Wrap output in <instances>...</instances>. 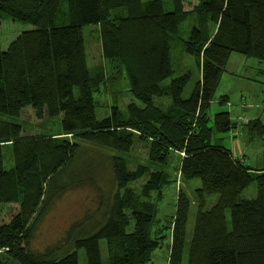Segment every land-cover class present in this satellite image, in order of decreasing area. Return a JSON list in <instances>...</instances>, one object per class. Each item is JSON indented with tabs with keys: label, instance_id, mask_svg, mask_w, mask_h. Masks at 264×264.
Returning a JSON list of instances; mask_svg holds the SVG:
<instances>
[{
	"label": "trees",
	"instance_id": "obj_1",
	"mask_svg": "<svg viewBox=\"0 0 264 264\" xmlns=\"http://www.w3.org/2000/svg\"><path fill=\"white\" fill-rule=\"evenodd\" d=\"M194 1L185 13L178 0L172 8L162 0H0V17L32 26L0 49V143L16 141L19 127L11 120L24 108L39 120L59 117L61 134L73 139L35 141L41 158L34 182L21 170L5 171L0 151V205H19L0 223V264H80V251L84 264H152V253L165 240L158 203L172 181L173 154L177 173L199 188L189 240L190 203L177 194L167 264H182L185 248L186 264H264V162L252 169L241 158L228 156L217 164L208 159L210 150L223 149L215 139L220 115L211 116L210 106L230 56L264 62V0ZM187 14L192 19L182 37L179 23ZM89 25L99 27L109 76L86 64L82 29ZM176 47L198 69L186 97L192 74L174 63ZM120 78L135 101L124 113L111 106L97 118L94 97ZM228 120L230 129L245 127L264 145L259 118ZM136 141L146 161L134 166L128 154ZM87 182L103 185L95 209L72 223L53 247L33 250L39 219L61 195ZM252 182L255 197L240 199ZM213 195L216 201L205 207Z\"/></svg>",
	"mask_w": 264,
	"mask_h": 264
},
{
	"label": "rangeland",
	"instance_id": "obj_2",
	"mask_svg": "<svg viewBox=\"0 0 264 264\" xmlns=\"http://www.w3.org/2000/svg\"><path fill=\"white\" fill-rule=\"evenodd\" d=\"M147 1V0H142ZM164 5L172 8V0H162ZM179 8L185 13H190L195 1L178 0ZM180 21V36L184 37L191 23V16ZM32 26L20 22L12 21L5 16L0 17V49L6 50L7 47L22 33L31 30ZM84 41V54L86 64L89 69L101 68L106 76L110 74V68L104 61L101 53V43L99 27L95 25L85 26L82 29ZM179 48L172 50V59L174 63L179 64L180 71L191 70V84L184 90L183 96L186 97L192 87L194 80L198 78V69L196 62L192 58L181 57ZM171 79L165 81L168 83ZM128 83L125 78H120L113 84L101 88L94 97L97 118L107 116L111 106L117 107L124 113L125 107L131 101H135L128 92ZM221 96H227L228 102L218 104ZM214 101L210 106V115H220L219 123L221 130L216 133V140L221 143L223 149L210 150L208 159L210 163H219L221 160L230 156V159L241 158L240 161L248 164L252 169L259 168L264 162V145L262 137L251 136L246 128L237 126L236 129H230L229 117L243 116L246 120L259 118L264 124V62L255 59H249L237 54H232L226 65L225 72L217 88ZM245 104L243 108L242 105ZM9 120V119H8ZM18 125L19 133L16 141L0 143L1 164L5 171L19 170L25 175L28 181L34 182L39 176L38 165L41 155L38 154L39 148L34 145L35 141H51L52 139H66L72 141V137L61 134L59 127V117H44L37 119L30 108H24L19 115L11 120ZM239 121V120H238ZM244 124V123H243ZM136 141L132 151L128 154L131 165L145 164V150L137 144ZM18 156L20 158H18ZM19 161V163H18ZM178 155L173 154L169 173L171 184L161 192L162 200L158 203V224L164 228L165 240L161 242L160 247L156 249L151 256L152 264H167L168 260V233L171 220L173 218L177 194L181 191L189 200L190 213L188 216L186 237L189 240L194 223V214L197 211V198L195 188H199L197 181H184L177 173ZM234 170L233 164L229 166ZM102 188L103 185H98ZM97 188L99 189V187ZM97 188L84 183L77 188H72L55 200L46 213L37 222L34 232L31 248L36 251H42L45 248L53 247L60 241L75 221L81 219L89 211H93L97 206L99 194ZM255 183L252 182L240 194V199L250 200L255 197ZM216 196H210L205 199V207L210 208L216 201ZM18 203L0 205V223L8 222L17 212ZM207 209V208H206ZM226 217L229 219V213L226 211ZM100 254L104 260L106 257L105 243L101 241ZM187 248H185L182 264H186ZM80 264L85 263L82 252H79Z\"/></svg>",
	"mask_w": 264,
	"mask_h": 264
},
{
	"label": "built area",
	"instance_id": "obj_3",
	"mask_svg": "<svg viewBox=\"0 0 264 264\" xmlns=\"http://www.w3.org/2000/svg\"><path fill=\"white\" fill-rule=\"evenodd\" d=\"M238 117H239V118L236 119V117L234 116L233 119H235V120H237V121L239 120V121H241V122H243V123H246V122H245L246 119H244V118L241 117V116H238Z\"/></svg>",
	"mask_w": 264,
	"mask_h": 264
},
{
	"label": "crops",
	"instance_id": "obj_4",
	"mask_svg": "<svg viewBox=\"0 0 264 264\" xmlns=\"http://www.w3.org/2000/svg\"><path fill=\"white\" fill-rule=\"evenodd\" d=\"M230 59V58H229Z\"/></svg>",
	"mask_w": 264,
	"mask_h": 264
}]
</instances>
